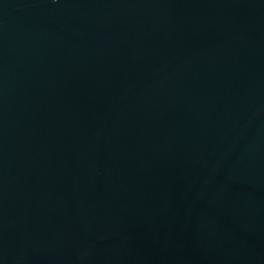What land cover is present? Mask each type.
I'll use <instances>...</instances> for the list:
<instances>
[{
    "label": "water",
    "instance_id": "1",
    "mask_svg": "<svg viewBox=\"0 0 264 264\" xmlns=\"http://www.w3.org/2000/svg\"><path fill=\"white\" fill-rule=\"evenodd\" d=\"M0 264H264V0H0Z\"/></svg>",
    "mask_w": 264,
    "mask_h": 264
}]
</instances>
